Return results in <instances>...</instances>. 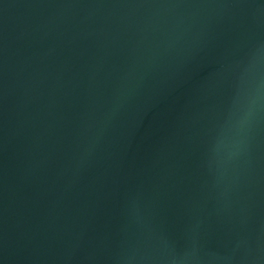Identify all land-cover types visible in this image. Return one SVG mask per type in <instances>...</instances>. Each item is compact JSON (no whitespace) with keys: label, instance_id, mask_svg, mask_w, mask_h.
<instances>
[{"label":"water","instance_id":"95a60500","mask_svg":"<svg viewBox=\"0 0 264 264\" xmlns=\"http://www.w3.org/2000/svg\"><path fill=\"white\" fill-rule=\"evenodd\" d=\"M261 45L264 0H0V264H264V112L208 164Z\"/></svg>","mask_w":264,"mask_h":264},{"label":"clouds","instance_id":"9594fccd","mask_svg":"<svg viewBox=\"0 0 264 264\" xmlns=\"http://www.w3.org/2000/svg\"><path fill=\"white\" fill-rule=\"evenodd\" d=\"M261 112H264V45L249 55L238 72L231 98L209 143L210 168L223 175L240 155L247 134Z\"/></svg>","mask_w":264,"mask_h":264}]
</instances>
